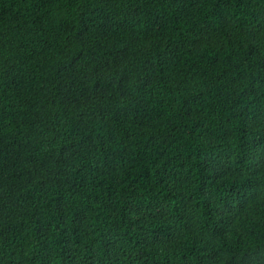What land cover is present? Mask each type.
Segmentation results:
<instances>
[{"label":"trees","instance_id":"16d2710c","mask_svg":"<svg viewBox=\"0 0 264 264\" xmlns=\"http://www.w3.org/2000/svg\"><path fill=\"white\" fill-rule=\"evenodd\" d=\"M0 264H264V0H0Z\"/></svg>","mask_w":264,"mask_h":264}]
</instances>
